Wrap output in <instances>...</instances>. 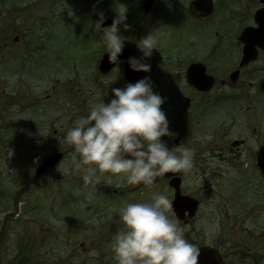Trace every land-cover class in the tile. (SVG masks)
<instances>
[{
    "label": "rangeland",
    "instance_id": "rangeland-1",
    "mask_svg": "<svg viewBox=\"0 0 264 264\" xmlns=\"http://www.w3.org/2000/svg\"><path fill=\"white\" fill-rule=\"evenodd\" d=\"M23 1L0 0V264H117L110 244L123 226L119 209L129 202L149 200L154 191L173 201V191L160 184L133 194L122 193L120 187L129 184L116 176L111 185L103 181L84 185L79 170L72 165L74 148L64 137L76 119L88 114L92 103L106 95L109 100L105 103L110 102L112 88L118 87L113 84L118 70L106 77L98 70L106 45L101 40L104 27L97 26V5L104 9L107 4H117L110 6L116 11L124 7L122 4L145 0ZM190 2L158 0L160 15L148 22L150 15L143 18L136 12L135 17V11L127 9L130 27L120 25L124 45L139 50V40L132 34L142 36L144 28L150 26L156 29L159 49L163 51L161 45L171 40L168 49L186 53L188 58L200 50L201 58L211 67V48L217 47L218 41L220 47L233 40L237 29L250 22L247 19L254 8L261 6L260 0H219L217 15L204 20L185 11ZM2 4H18L21 11L9 13L8 5ZM234 42L237 44L236 38ZM235 43L234 65L239 57ZM31 51L37 53L31 57ZM177 64L154 68L149 75L153 90L165 98L163 104L168 105L171 99L170 111L161 105L172 132L161 139L170 149L190 124H197L195 119L182 121L175 114L185 87L184 68H174ZM230 94L235 93L230 91L227 96ZM31 104L37 106L28 108ZM222 105L229 108L231 104ZM200 106L193 112H200ZM254 112H249L251 119L236 121L230 139L218 136L216 140L209 128L208 137L186 139V146L194 151V166L186 173L183 191L200 200L201 207L188 225L180 226L186 239L197 247L225 242L227 264H264V182L251 166H237L251 164V153L264 144V107L259 123L253 120ZM224 117L221 111L218 120ZM223 123L232 128L229 121ZM234 141L243 143L233 147L230 144ZM57 149H70L69 157L37 179L36 161ZM243 187L240 201L235 192ZM17 193L24 199L15 220L16 216L8 215L15 209ZM233 193L240 206L232 203ZM169 215L175 219L172 209Z\"/></svg>",
    "mask_w": 264,
    "mask_h": 264
},
{
    "label": "clouds",
    "instance_id": "clouds-1",
    "mask_svg": "<svg viewBox=\"0 0 264 264\" xmlns=\"http://www.w3.org/2000/svg\"><path fill=\"white\" fill-rule=\"evenodd\" d=\"M111 25L104 27L101 40L108 60L117 63L124 48L120 25L126 23L127 8L118 7ZM97 26L103 24L99 12ZM143 57L158 49V38L150 32L138 42ZM135 71L150 72L142 58L129 57ZM110 102L92 103L87 115L73 122L64 139L74 148L72 165L85 185H111L112 177L129 185L153 186L169 172H187L194 166V151L185 143L169 148L163 136H170L169 120L161 108L165 98L155 92L146 76L125 87L112 88ZM172 200L154 191L147 201L129 202L119 209L122 227L110 244L117 264H196L197 245L189 242L184 229L170 217Z\"/></svg>",
    "mask_w": 264,
    "mask_h": 264
},
{
    "label": "flooded vegetation",
    "instance_id": "flooded-vegetation-1",
    "mask_svg": "<svg viewBox=\"0 0 264 264\" xmlns=\"http://www.w3.org/2000/svg\"><path fill=\"white\" fill-rule=\"evenodd\" d=\"M231 64H233V61ZM227 65H228V61H224L223 66L221 67L214 65L216 67L214 70L217 73L222 72V71L225 72L224 69L227 67ZM249 67L251 68V71H249L244 77L242 75V72L245 71V69ZM235 72L237 74H235V77L232 78V74L234 75ZM263 78H264V50H259L258 59L256 62L250 65H247L243 68L239 67L238 70L234 69L231 72H226L225 74H223L221 78L222 87H219V88L221 90L247 91L245 92V94H237V95L241 97H245L246 99H251V101L253 102L259 101L260 93L258 92V85ZM215 83H216V79H215ZM248 92L249 94L247 95ZM261 118H262V115H261ZM261 118L259 116L258 120L261 121ZM259 121L256 123H259ZM231 146L234 147L235 146L234 143L231 144ZM237 166H240V164H238ZM243 166H257V164L256 162L251 163V164L246 163V164H243Z\"/></svg>",
    "mask_w": 264,
    "mask_h": 264
},
{
    "label": "water",
    "instance_id": "water-1",
    "mask_svg": "<svg viewBox=\"0 0 264 264\" xmlns=\"http://www.w3.org/2000/svg\"><path fill=\"white\" fill-rule=\"evenodd\" d=\"M209 2H210V0H208V4H209ZM198 4H202V0H199ZM205 9L208 10L209 8L206 7ZM259 160H260L259 161L260 168L264 174V150L261 152ZM190 202H191V200L189 198L181 197L177 194L176 201L174 203L175 210H177V211H178V209L181 210V204L183 203L185 205V207L189 208L191 215H192L194 212V208ZM178 216H179V213H178ZM196 264H222V262H221V258H220L218 253L211 252L210 249H201V250H199V256L197 258Z\"/></svg>",
    "mask_w": 264,
    "mask_h": 264
}]
</instances>
